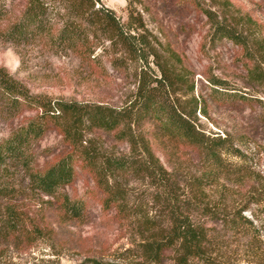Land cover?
<instances>
[{"label":"rangeland","instance_id":"rangeland-1","mask_svg":"<svg viewBox=\"0 0 264 264\" xmlns=\"http://www.w3.org/2000/svg\"><path fill=\"white\" fill-rule=\"evenodd\" d=\"M101 1L113 8L122 21L127 19L126 0ZM199 6L211 8L219 18L229 13V19L243 31L254 26V38L258 37L261 44L257 47L253 37L250 44L258 59L256 65L264 72V56L261 58L257 52L264 55V0H141L137 4L149 38H159L162 44L157 47L162 52L166 46L174 50L180 58L176 67L188 74L187 85L179 84L174 97L187 107L194 97L199 102L203 98L193 117L196 124L207 134L231 135L241 154L229 158L240 168L232 167L228 177L200 188L193 181L205 167L195 149L181 144L166 147L154 141L152 147L162 166L173 175L174 194L186 207L185 212L196 222L211 227L215 259L224 264H264V77L251 73L252 62L241 45L212 37L213 28ZM18 9L19 2L15 0L10 7L12 15ZM98 53V65L86 67L70 52L56 53L41 43L5 40L0 28V68L31 93L122 107L133 98L141 67L130 61L123 67H114L109 61L110 53ZM151 67L156 69L154 64ZM210 77L222 81L224 88L218 87L222 91L214 90ZM34 113L25 108L10 109L0 100V142ZM47 130L28 151L39 169L66 150L57 130L50 126ZM89 136L108 152L131 153L129 141L118 140L113 133ZM0 171V182L13 181L20 186L19 201L29 216L53 228L49 237L37 240L28 249L0 241V264H92V258L127 264L134 258L132 250L138 242L170 225L167 196L150 177L129 175L119 181L126 206L130 212L138 211L125 218L116 208H102L92 178L79 170L74 182L64 190L72 198L85 201L87 215L82 220L66 222L60 219L49 197L27 187L26 172L15 162L9 159ZM241 174L244 176L240 179ZM234 209L242 210L257 226L254 235L228 231L222 226L224 217ZM173 255V251L167 252L164 264H172Z\"/></svg>","mask_w":264,"mask_h":264},{"label":"trees","instance_id":"trees-1","mask_svg":"<svg viewBox=\"0 0 264 264\" xmlns=\"http://www.w3.org/2000/svg\"><path fill=\"white\" fill-rule=\"evenodd\" d=\"M13 1L0 0V28L5 40L16 44L41 43L56 53L70 52L86 67L98 65L100 50L111 54L109 61L114 67H123L130 61L138 63L141 69L133 98L124 106L116 107L33 94L0 68V100L10 109L35 112L0 142V168L9 159L20 166L26 172L27 187L49 197L60 219L66 222L82 220L87 215L85 201L72 198L64 190L74 182L79 170L92 178L100 193L102 208L108 211L116 208L125 218L138 211L130 212L126 206L119 181L129 175L153 178L169 201L170 225L138 242L132 250L134 258L127 264H164L169 251L174 252L172 264H224L213 256L211 227L196 222L185 212L186 207L174 194V177L156 157L152 142L195 149L205 167L193 181L200 188L222 176L228 177L232 167L240 168L229 157L241 151L232 142L231 135L207 134L196 124L193 117L204 101L202 97L200 102L194 97L188 107L174 97L179 84L187 85L188 74L176 67L180 58L174 50L166 46L162 52L157 47L162 44L159 38H149V29L137 7L141 0H126L125 21L101 0H18L19 12L12 15ZM199 8L213 28L212 37L241 45L252 62L251 73L263 78L264 72L257 67L258 59L250 44L252 37L257 47L261 44L256 40L258 37L254 38V26L243 31L229 19V13L219 18L211 8ZM257 52L263 58L262 51ZM261 61L264 63V58ZM208 81L215 91H222L218 87L224 88L217 78L210 77ZM200 110L206 113L205 107L201 106ZM49 126L57 130L66 150L47 167L39 169L28 151L33 141L42 139ZM98 132L113 133L116 139L129 141L131 153L108 152L89 136ZM21 193L15 182H0V241L28 249L37 240L49 237L53 228L29 216L20 204ZM229 214L222 222L228 231L253 235L257 231V226L242 210L234 209ZM89 262L121 264L95 258Z\"/></svg>","mask_w":264,"mask_h":264}]
</instances>
